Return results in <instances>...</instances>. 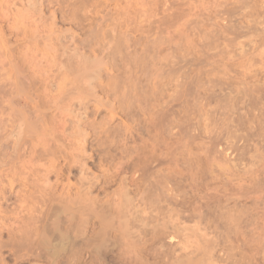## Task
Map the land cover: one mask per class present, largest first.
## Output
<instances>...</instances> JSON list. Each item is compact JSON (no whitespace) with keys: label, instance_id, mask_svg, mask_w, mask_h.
Instances as JSON below:
<instances>
[{"label":"rangeland","instance_id":"1","mask_svg":"<svg viewBox=\"0 0 264 264\" xmlns=\"http://www.w3.org/2000/svg\"><path fill=\"white\" fill-rule=\"evenodd\" d=\"M0 264H264V0H0Z\"/></svg>","mask_w":264,"mask_h":264},{"label":"bare ground","instance_id":"2","mask_svg":"<svg viewBox=\"0 0 264 264\" xmlns=\"http://www.w3.org/2000/svg\"><path fill=\"white\" fill-rule=\"evenodd\" d=\"M6 2H7V1H6ZM11 2H12V1H11ZM1 3H2V2H1ZM7 3H8V2H7ZM5 4H6V3H5ZM5 4H4V5H5ZM6 6H7V5H6ZM10 8H11V7H10ZM58 208H60V207H58ZM62 209H63V208H62ZM57 210H58V209H57ZM51 226H52V224H51ZM47 227H48V226H47ZM54 227H55V226H54ZM54 227H53V228H54ZM53 228H52V229H53ZM50 233H51V232H50ZM50 235H51V234H50Z\"/></svg>","mask_w":264,"mask_h":264}]
</instances>
